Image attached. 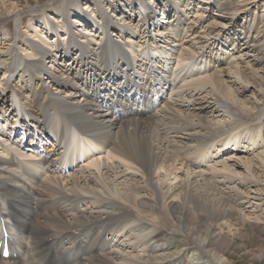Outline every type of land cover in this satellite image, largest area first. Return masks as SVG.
<instances>
[{
	"label": "bare ground",
	"instance_id": "1",
	"mask_svg": "<svg viewBox=\"0 0 264 264\" xmlns=\"http://www.w3.org/2000/svg\"><path fill=\"white\" fill-rule=\"evenodd\" d=\"M171 1L181 24L196 0ZM200 1L173 30L140 0L143 14L133 32L120 29L121 44L110 28L122 18L102 12L96 28L80 30L75 55L62 46L70 27L61 34L50 19L44 37L35 27L38 39L23 44L0 31L10 46L0 51V243L10 247L0 264H230L232 218L264 235V214L244 206L260 199L256 167L225 157L245 146L238 122L262 131L264 107L239 94L264 99V41L249 35L248 19L241 32L207 27L212 0ZM255 1L237 0L231 13L220 3L217 15L232 14L233 25ZM50 33L61 46L47 57ZM218 138L208 173L200 167ZM247 140L264 145L261 135Z\"/></svg>",
	"mask_w": 264,
	"mask_h": 264
},
{
	"label": "rangeland",
	"instance_id": "2",
	"mask_svg": "<svg viewBox=\"0 0 264 264\" xmlns=\"http://www.w3.org/2000/svg\"><path fill=\"white\" fill-rule=\"evenodd\" d=\"M111 1L113 2V4ZM139 1L140 0H0V31L1 30L5 31L9 39L13 38L14 41H17V39L19 41L21 40L22 41L21 44H23L24 43L23 40L25 41L27 37H33L34 39L32 41L38 39V36H36V32L34 30L35 27L41 30L39 36L44 37V35H46L45 34L46 30H48V27H46L44 24L47 19L48 20L50 19L49 21L50 22L52 21V26H54L55 29L62 31L61 34L63 32H66V30L63 31L64 30L63 27L61 30L60 27L62 25L65 28L70 27L72 33L71 35L65 34L66 38L64 39L65 41L62 40L64 41L62 42V46L66 48H70L71 49L70 51L75 50L72 51L73 55H75L76 49H81L83 47V43H81V41L85 39L79 37L81 35V34L79 35L80 30L84 29V27H91V25L93 28H96L94 24L96 25L98 24L100 20L98 17H100V13L102 12H105V14L108 15V18L114 20L115 19L120 20L122 18L120 21H116L118 23L117 25L118 28L115 26L110 28V36H112L114 42L116 41L118 44L119 43L121 44V42L124 40L121 39L120 29L123 28L126 30V32H133L134 31L133 29H135L134 27H136V23H138V20L141 18L139 17V15L141 16L143 14V10L145 8L139 3ZM145 1L147 2L148 6L150 5V7L151 6L156 7L155 10L157 11L156 12L157 20H161L162 22L166 23V25L172 27L173 30H175L174 27L182 28L183 26H185L186 21L194 16L195 10H200L199 7L197 6H199V4L203 5V2L199 3L201 1L196 0V2L194 3L195 5L193 8V12L191 11L190 13H188L189 15H186L182 19V23L180 24V20H177L176 17L175 18L173 17V15L175 14L174 10L176 8L175 7L176 5L173 1L171 0H145ZM220 3L227 4V6L230 7L229 10L230 13L234 11L235 7L238 8L237 0H212L211 3L209 4L210 6L206 10V12H204L206 15L203 23L204 25H206L207 27H209L208 25L210 24L211 26L215 25V27H217L218 29L221 28L223 25H228L226 28H223V30L234 29V31L236 30V32L237 31L241 32L243 30L245 31L246 19H248L251 20V24H253V27L249 28V30L251 29L249 35L251 37H258L260 42L264 41V0H256L255 3L251 4L248 9L247 6L242 7L241 10H245V12L239 13V16L235 18L236 21L234 22L233 25H231L232 23L230 22L231 21L230 17L232 14L228 13L225 18H221V17L219 18V16L217 15L219 13L218 10L220 9V5L218 6V4ZM181 7L184 6L181 5ZM124 8L136 12V15H134L133 18L129 17L124 13L123 11ZM159 13L162 14L159 15ZM245 14H247L248 16L244 18ZM17 16L19 18L18 21L16 20ZM77 18L81 20V23H77V25L74 24L72 25L71 20L74 21ZM86 20H90V21H86ZM170 20L172 23H169ZM123 21H126L127 23H124ZM143 21L145 23V20ZM89 23L91 25H85ZM98 27L101 28V25L100 26L98 25ZM125 30H123L124 33ZM90 31H92V35H95V29L92 30V28H90ZM213 32L215 33L216 31ZM214 33L211 34V36H213ZM49 35L51 37V39L49 40V44L53 45V48H51V46L49 47L48 50L49 54H47V57L51 55L56 56L58 52L57 46L60 47L61 45H59V43L55 39V36H53L55 34L52 35L50 33ZM127 35L128 34L125 33V36ZM82 37L84 36L82 35ZM74 38L75 39L78 38L79 40L75 42ZM258 39L256 38V40ZM60 40L61 39H59L58 41ZM6 41L7 40H5V42L0 40V49H1L0 51H3L4 49L10 47L9 45H6L7 43ZM21 44L20 46H22V48L27 47ZM92 45L93 46L91 48L94 49V46H96L97 48V45L95 43H92ZM230 46L231 45L228 44L227 47ZM19 51L20 52L22 51L20 47H19ZM29 51L28 53H30ZM24 53L27 52L24 51ZM230 53L231 51H229V53L227 54H222V56L224 55L223 57H227L230 55ZM257 60H258V66L260 67L264 66V62L262 60L259 59ZM17 75L18 73L14 75L12 78H10L9 82L13 84V85L10 84L11 88L14 86L13 81L15 80V82H17L18 80V79L16 80V78H18ZM46 76L48 77L49 75L43 72L41 78L42 79L46 78ZM2 78L3 77L0 75V83L5 82V80L2 81ZM24 93H27V91ZM239 97L240 99L248 98V100H250V106L257 107L259 110L264 107V99L260 101L259 100L256 101L250 92L247 91L242 92L241 94H239ZM262 120H264V118ZM242 122L244 121L238 122V129L236 131L238 132V139L244 138L245 146L244 147L240 146V148L234 152L232 151L233 147L231 148V146H229L227 149L229 148L231 149H229L230 151L229 150L226 151L225 157L235 154L236 158L240 157L239 161L241 163L249 162L253 167H256L254 168V172L259 181V185L254 188L255 190L257 189L256 190L257 194L256 192L255 193L253 192L252 195H259L260 199L253 200L254 202L249 205L248 204L244 205L247 206L246 212L251 211L250 215H252V217L254 218L255 215L264 214V157L258 156V153L264 150V145L261 146L262 148L256 147L255 149H251V146H249L251 144V141H248L247 138L248 135L252 139L257 138L258 135H261V139H262L261 141H263L264 125L262 126L261 133L256 134L255 131L258 130L257 128L258 125L256 124V122H250V123L247 122L242 123ZM24 140L26 139L24 138ZM219 140L220 138L212 141L213 145L211 147H208V151H206V155H205L206 162L204 161L202 167H200L206 170V172L208 173H211L208 170H210L211 164L215 161L214 159L215 157H211V155H214L217 151H219L218 149L221 148V146H219L220 144ZM237 168L239 175L241 176L246 175L244 168L241 167H237ZM236 218L235 219L232 218V223L234 224L232 228L234 229V232H230L229 228L227 227L225 228V232L229 236L230 240H232V242L234 243V247L231 248L228 254L229 255L228 261H230L229 263L230 264H264V235H259L254 233L252 231L251 226L240 222V220ZM179 249L181 248L170 246V249L168 248L167 250H165V252L173 253V251L175 252L178 251ZM4 263L20 264L22 262H4ZM22 264H52V263L33 261L28 259V263H22Z\"/></svg>",
	"mask_w": 264,
	"mask_h": 264
}]
</instances>
